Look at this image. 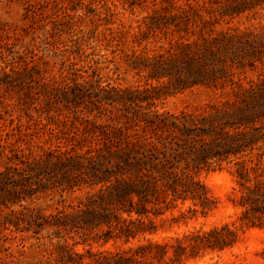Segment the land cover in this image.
Here are the masks:
<instances>
[{
	"label": "trees",
	"instance_id": "1",
	"mask_svg": "<svg viewBox=\"0 0 264 264\" xmlns=\"http://www.w3.org/2000/svg\"><path fill=\"white\" fill-rule=\"evenodd\" d=\"M254 2L219 0L223 5L214 10L219 15L212 19L201 13L199 5L191 4L169 17L157 9L149 16L148 33L157 29L164 34L184 31L196 39L181 41L180 51L153 57L136 55L128 63L130 68L149 69L152 78L175 76L176 83L166 95L195 86L218 89L230 85L243 104L232 111L200 115L161 111L138 114V119L128 118L133 134L101 130L98 135L103 144L97 150L50 155L44 163L54 161L56 171H64L58 185L54 183L62 198L64 193L94 189L76 196L77 203L55 212L23 205L11 209L20 198H26L22 192L27 195L35 190L32 184L48 188L43 187L48 185L37 171L41 164L15 167L18 177L8 170L0 172V199L7 209L0 210V264H186L206 253L233 248L248 229L264 228V150L260 145H264V81H251L245 89L241 72L234 73L228 62L238 60L233 61L238 68L245 67V60L255 62L263 52L255 51L264 49V32L247 40L231 31L214 30L219 23L216 20L250 11ZM73 75L72 82L83 78L71 91L75 102L82 99L110 104L129 98L128 92L105 89L99 82L103 92L96 95L86 87L84 75ZM69 94L68 90L67 97ZM256 149L259 152L251 165L237 163L240 196L236 202L243 208L237 220L209 230L195 228L162 241L148 238L199 213L205 216L211 212L216 200L209 195L201 175ZM21 170L31 174L27 183L21 178ZM51 175L47 172L45 176ZM187 201L192 205L182 209Z\"/></svg>",
	"mask_w": 264,
	"mask_h": 264
},
{
	"label": "rangeland",
	"instance_id": "2",
	"mask_svg": "<svg viewBox=\"0 0 264 264\" xmlns=\"http://www.w3.org/2000/svg\"><path fill=\"white\" fill-rule=\"evenodd\" d=\"M129 3L136 6L131 8ZM217 3L219 0H0V172L8 170L18 177L15 167L38 162L39 177L48 185L39 189L38 184H32L35 190L27 195L22 192L26 198H20L12 210L23 205L51 213L77 203L76 196L93 192L86 187L84 192L64 193L62 198L54 183L58 185L64 171H56L54 161L44 162L57 153L78 155L97 150L103 144L98 135L101 130L133 134L129 117L151 111L200 115L232 111L243 104L230 85L218 89L195 86L166 95L176 83L175 76L152 78L149 69L130 68L128 64L136 55L153 57L180 51L181 41L196 39L184 31L164 34L157 29L148 33L149 16L156 9L169 17L190 4L199 5L201 13L212 19L219 15L214 10L223 5ZM253 5L250 11L216 20L219 23L214 30L231 31L252 40L251 35L264 32V0H255ZM166 6H171L170 10L163 9ZM259 51L263 52L255 62H243L244 68L235 66L233 61L238 60H228L234 73L241 72L245 89L251 81H264V49L255 52ZM253 64L255 67H250ZM73 73L84 75L86 87L96 95L103 92L99 82L105 89L128 92L129 98L110 104L82 99L75 102L71 91L83 78L72 82ZM258 152L256 149L240 159L232 158L231 163L223 162V168L201 175L209 195L216 200L211 212L205 216L199 213L148 238L162 241L195 228L209 230L237 220L243 211L236 202L240 196L237 163L248 167ZM21 172L27 183L31 174ZM47 172L52 175L45 176ZM1 191H5L3 186ZM1 201L0 210L6 209ZM189 205L191 201L182 209ZM174 213L177 215L178 210ZM186 264H264V228L248 229L233 248L206 253Z\"/></svg>",
	"mask_w": 264,
	"mask_h": 264
}]
</instances>
